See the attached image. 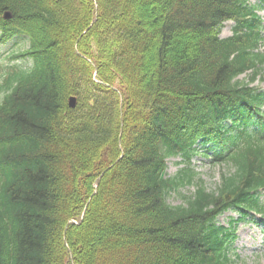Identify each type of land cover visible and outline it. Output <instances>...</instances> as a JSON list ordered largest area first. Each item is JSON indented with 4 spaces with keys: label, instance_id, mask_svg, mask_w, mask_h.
<instances>
[{
    "label": "trees",
    "instance_id": "1",
    "mask_svg": "<svg viewBox=\"0 0 264 264\" xmlns=\"http://www.w3.org/2000/svg\"><path fill=\"white\" fill-rule=\"evenodd\" d=\"M261 7L0 0V43L30 40L0 73V264H235L238 225L264 214ZM200 145L228 167L214 189Z\"/></svg>",
    "mask_w": 264,
    "mask_h": 264
},
{
    "label": "rangeland",
    "instance_id": "2",
    "mask_svg": "<svg viewBox=\"0 0 264 264\" xmlns=\"http://www.w3.org/2000/svg\"><path fill=\"white\" fill-rule=\"evenodd\" d=\"M252 4H260V0H249ZM259 13L261 14L264 20V8L259 9ZM233 21L226 22L223 30L222 37L231 36L233 33ZM30 45V40L23 35H17L7 41L6 43L0 44V73L5 70V68L9 67L14 63L12 60V56L14 53H18L23 49H26ZM261 50L264 52V41L261 46ZM11 58V59H10ZM20 64L25 67L31 66V63L28 61L20 60ZM248 78L245 74L240 77V79ZM256 86H260L264 88V81L258 80L254 83ZM3 92H1V95ZM214 151L210 150L206 151V148L203 146H199L198 153L194 155L191 159L192 166L194 169L200 174L198 177L202 178L207 187L210 189H214L217 186V183L220 182L221 174L228 170L226 164H218L213 161ZM185 161H182V157H171L168 159V175L175 176L177 175L181 168L185 167ZM182 193L191 194L195 187L193 184L182 187ZM169 201L172 204H181L183 199L181 196L173 192L169 197ZM239 215L230 211L226 213L224 216L220 218V222L224 224H228L230 218H237ZM238 238L235 243V251L236 253H232L240 255V259L237 260L235 264H264V215H254V217H250L244 221H242L238 225Z\"/></svg>",
    "mask_w": 264,
    "mask_h": 264
},
{
    "label": "water",
    "instance_id": "3",
    "mask_svg": "<svg viewBox=\"0 0 264 264\" xmlns=\"http://www.w3.org/2000/svg\"><path fill=\"white\" fill-rule=\"evenodd\" d=\"M11 17H12L11 11H9V10L6 11L5 14H4V18L9 19ZM69 101H70L71 108H75L77 106L78 99H77L76 96H71Z\"/></svg>",
    "mask_w": 264,
    "mask_h": 264
}]
</instances>
